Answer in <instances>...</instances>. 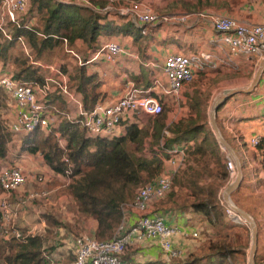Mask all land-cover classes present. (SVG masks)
I'll list each match as a JSON object with an SVG mask.
<instances>
[{
  "label": "trees",
  "instance_id": "trees-1",
  "mask_svg": "<svg viewBox=\"0 0 264 264\" xmlns=\"http://www.w3.org/2000/svg\"><path fill=\"white\" fill-rule=\"evenodd\" d=\"M103 4L106 3L101 0L100 5ZM178 5L187 10L185 13H194L211 6L222 8L226 3L225 0H182L172 7ZM114 14L116 19H111L108 15L67 2L30 0L29 12L20 19L19 25L12 24V39L8 40L0 31V51L5 53L10 44L21 38L38 53L62 46L64 39L70 45L80 40L90 46L95 45L99 38L123 35L132 36L133 41L143 44L146 35L141 33L139 26L127 16ZM33 18L40 20V24H30L29 20ZM15 77L37 84H42L44 80L25 61ZM68 79L69 87L80 95L85 112H91L96 103L105 99L100 90L98 73L89 72L86 65L75 68ZM135 79V87H140L137 86L140 80L144 81L145 87L140 88H147L152 82L139 77ZM203 79H208L206 71L198 72L194 81L187 85L184 91L187 114L175 121L169 120L164 104L160 114L147 115L145 122L135 120L136 113L133 120H123L121 124L124 125V132L120 136L107 138L91 137L77 120L64 119L47 133L37 128L22 135L20 151L41 153L46 165L55 172L64 173L71 168V181L66 191L80 216L96 220L93 237L103 241L112 238L123 220L122 208L131 204L136 191L162 173L163 158L169 157L167 150L183 143L186 145L184 167L173 173L171 188L163 198L155 202L156 210L160 213H197L211 226H226L229 231L225 211L219 201L220 190L228 181L229 173L226 158L208 123L206 95L202 91ZM6 100L7 96L0 88V160L7 158L8 147L12 142V134L2 118ZM44 102L52 112L67 109V102L58 91L47 94ZM226 102L219 106L217 113ZM217 113L216 123L220 127ZM59 138L64 140L63 146L59 145ZM144 143H148V146L145 147ZM144 148L148 149V156L144 154ZM254 148L261 159L259 168L254 169V173L259 176V173L264 172V137ZM63 157L67 162L63 161ZM263 179H259L260 184H263ZM41 215L49 227L70 228L68 223L57 218L52 211ZM1 221L0 211V224ZM50 237L48 229L43 235L22 239L0 238V264H49L44 253L54 249L52 246L48 249ZM248 239V231L246 243L241 241L238 232H226L208 241L203 247L205 251L202 256H188L183 264H240V256L244 258L245 264ZM74 258V255L69 256V262H73ZM122 258L127 261L124 253ZM203 259L204 263L201 262ZM262 261L256 249L254 264H263ZM144 264L172 263L157 259Z\"/></svg>",
  "mask_w": 264,
  "mask_h": 264
},
{
  "label": "built area",
  "instance_id": "built-area-1",
  "mask_svg": "<svg viewBox=\"0 0 264 264\" xmlns=\"http://www.w3.org/2000/svg\"><path fill=\"white\" fill-rule=\"evenodd\" d=\"M56 1L75 4L104 15L118 13L127 16L130 21L139 26L142 34H146L149 25L183 23L194 16L212 25L218 33L216 41L222 53L216 58L212 52L206 51L190 54L170 53L162 64L165 78L163 82L155 77L147 88L130 86L119 99L109 103L98 102L89 113L83 110L80 95L74 88L68 86V77L61 74L54 66L38 63L53 73L45 76L42 84L26 82L16 79L12 75L0 73V88L15 104L14 119L8 124L9 131L14 138L37 128L49 131L51 127L64 119L77 120L86 128L87 134L91 137H117L123 133V128H121L123 120H133L134 114L138 112L147 115L160 114L164 104L172 98H179L182 88L195 78L196 73L209 68L215 69L219 65L236 68L235 59L237 57L264 55V23L250 24L212 10L179 15H161L145 0L134 1L126 8L114 7L115 0H106L104 6H98L92 0ZM29 4L30 0H0V30L4 31V26L8 22L19 25ZM64 48L67 52L72 53V50L67 47L65 39ZM101 51L104 52L105 59L108 61H113L118 55L125 52L116 41H108ZM92 58L95 59V56ZM58 77L61 79L60 83L55 80ZM54 91L60 92L67 105H71L73 109L70 110L67 107L66 110L60 112L48 110L44 98ZM260 140V136H253L249 144L255 147ZM58 142L60 146L64 145L62 138H59ZM185 146L182 143L167 150L169 157L163 161L169 165L170 169H165V173L140 187L131 204L122 208L125 210L129 207L134 210L136 218L133 224L127 226L122 220L112 238L103 241L96 240L93 235L80 234L74 240L75 258L71 264H129L122 258V254L134 239L143 238L156 241L168 260L181 254V250L174 246L175 237L178 235L196 237L198 233L184 227L167 224L164 216L155 209L154 205L169 192L173 173L184 166ZM225 158L229 173L228 180L231 182L236 177V167L228 154L225 155ZM63 161L67 162V159L63 157ZM71 173V168H68L64 173L54 171L50 174H36L31 177L38 184L60 178L68 185L71 181ZM28 179V175L21 165L8 163L0 167V211L2 215L0 238L3 240H8L11 237L22 239L35 236L46 226L43 219L40 220V226L34 225L27 229L20 228L16 224L22 202L48 196V190L33 188L26 194H21L13 199L14 192L23 187ZM226 212L234 220H242L232 209L227 208ZM44 255L48 261L53 259L47 252ZM49 264H55L54 260L49 261Z\"/></svg>",
  "mask_w": 264,
  "mask_h": 264
},
{
  "label": "crops",
  "instance_id": "crops-1",
  "mask_svg": "<svg viewBox=\"0 0 264 264\" xmlns=\"http://www.w3.org/2000/svg\"><path fill=\"white\" fill-rule=\"evenodd\" d=\"M92 1L96 5L101 6L100 5L101 0H92ZM116 1L118 2L120 0H116ZM149 1L155 5L159 1L160 3H162V5L163 3H165L164 0H149ZM242 1L243 3H239L234 6L232 4V6H230V9H228L229 11L221 14L233 16L239 20L245 21L250 24L264 23V0H242ZM117 4L121 5L119 3ZM172 11L174 12H168V14H172V13L182 14L183 12H186L182 8L180 10L173 9ZM108 17L111 19H116L117 16L115 14H110L108 15ZM29 22L30 24H33L31 20H29ZM12 24L13 23H9V22L6 23L4 26V31L0 30L8 38V40L12 39L10 34L12 30ZM162 30H164V32ZM160 31L163 32L162 34L168 35L171 37V39H173L170 44L166 45L168 46V49L166 50L167 52L166 55L170 53H178V52L190 54L197 51H206V52H212L215 58L217 56H221L222 51L219 48L218 42L216 41L218 37V33L214 30V28L210 23L206 21L194 19L192 17L188 18L186 22L183 23H176V24L160 23V24H155L150 28L148 27L147 33L145 35L146 37L150 36V38L147 39V41L145 42L142 40L143 44L140 43L138 45L139 48L135 45L131 37L128 38L126 37V40L123 43V45L119 43L117 40H115L113 37H111V38H99L95 45H90V46L84 44L80 40H76L72 45L67 43V47L72 50V53L70 52L68 53H70L72 56L76 58L78 66L86 65L89 72L98 73L101 81L100 90L105 95V99L100 102L109 103L122 97L130 86H135L134 82L136 81L135 79L136 77L144 79L146 82H151L155 77H158L161 81L165 80L162 72V64L166 57V55L164 54H159L162 59L158 57L156 58L157 64L160 65V66L157 65L159 69L158 70L151 69L153 72H155V74L153 75V73L151 72L150 77H147L146 74V71L149 68L148 67L149 64L146 63V60H148L149 57L147 48L149 47V44L151 43L153 36L155 37L161 34ZM108 41H116L122 47H124L125 52L118 55L113 61L106 60L104 52L101 51L104 44L107 43ZM167 42L168 40L166 41V43ZM17 44H22L23 46H26L22 50L24 51V53L20 51L19 53H17L16 50L14 52L13 49H16ZM144 45L145 48L143 49L142 47ZM29 46H30L29 43L25 39L21 38V39H17L15 43L10 44V46L5 51V53L0 51V73L6 75H12L15 77V75L19 71H21L22 62L25 61L26 65L27 64L30 65L31 68L36 71L37 75H40L43 78L45 76H49L47 73H46L47 75L45 74V69L40 65H38V63L42 64V62L38 60V58H36V60L31 59V56L28 53V48H27ZM62 46L64 47V43L62 44ZM74 47H76V50L74 49ZM140 54H142L143 57ZM93 56H95V59L92 58ZM263 56L264 55L254 56V57H241V56L237 57L235 59V62L237 64L236 68L219 65L215 69L213 68L206 69L205 70L206 76L207 78L210 79L215 77L216 73L223 75L225 74L226 76H230L229 74H237L240 77H238L239 82L237 81L236 84L239 85L245 84L247 86L250 84L254 72ZM27 58H30L31 60L29 61ZM103 61L110 63L111 66L108 67L106 65L105 68H100V64H102ZM74 69H75L74 67L70 68L68 66L69 71L64 72V74L68 77V75L73 73ZM122 84H123V88H122ZM137 86L145 87L144 81L140 80V84H138ZM6 96H7L6 107L2 111V118L6 123V125L8 126V124L14 119L15 104L14 101L7 94ZM183 98L185 97H182L181 95L179 98L175 99V101L180 103V101H182ZM231 100L235 101L237 105H230L229 101ZM180 105L185 107V100H183V104L181 103ZM67 107L70 110L73 109L71 105H67ZM237 110H243V111L237 113L236 112ZM263 110H264V69L258 84L255 86L252 92L246 94L234 95L228 100V102L225 103L223 108L217 113V117L220 122L221 129L220 127L218 128L221 134L223 135V137L225 138V140L230 144L234 152L237 154L242 164L243 178L241 181L242 184L240 183L239 185L241 188L243 187L244 184H246V179H247V183L251 182V176L249 175L253 173L254 169L259 168L260 166V162H261L260 156L258 152H256V149L249 144V141L253 136H260L261 138L264 137V117L262 112ZM137 114L139 113H136V116ZM182 115H177L175 120H177ZM121 128H123V132H124L123 124L121 125ZM21 137L20 138L18 137L14 138V136L12 137V142L9 144L8 147L7 158L0 160V166L6 165L8 163L21 165L26 171L29 178V180H27V183L23 187L19 188L16 192H14L13 199L23 193L26 185L28 186L29 184V186H31V184H38L31 177L32 175L50 174L54 172L49 166L46 165L41 153L31 154L28 152L20 151ZM16 141H18L19 143H16ZM13 145L14 148L12 147ZM38 164L40 165L39 169L41 170V172L37 171ZM164 165H165V169H170L169 165L166 162ZM263 173H260V175L262 176ZM60 180L62 179L54 178L47 182L60 181ZM47 182L39 185H47L46 184ZM30 188L33 189V187ZM34 189H46V188L34 187ZM169 212H172V214H169L168 218L165 219L167 224L177 225L182 228L183 227L187 228L191 231H196L198 233V237L199 238L202 237V234L200 233L199 230L204 228V226L202 225H204L205 222L203 221L201 222L202 216L200 214L192 213V212H181V211H169ZM53 214L57 218H59V216H57L55 212H53ZM123 216H124L123 220L125 224L129 226L133 224L136 218V213L131 208L130 209L127 208L126 211L123 210ZM23 217L25 216L23 215ZM41 219L45 221L46 226L43 227L42 231L36 235H43L48 229L50 230L52 236L54 234H57L56 237L62 235V233H60V228L49 227L46 222V219L42 215L37 217L35 220L33 221L31 220L29 222L16 221V224L20 228L27 229L28 227L34 225L40 226ZM59 219L61 220V218ZM93 220H94V223L92 225L93 228L91 229L92 231L91 234L89 235H93L94 230L96 229L97 226L96 220L94 218ZM200 226L203 228H201ZM208 226L211 227L210 224ZM198 227L201 229H199ZM189 237L194 238L191 235L187 237L178 235L174 239L175 248L181 250V254L176 258L185 257V259L180 261L181 264L186 262L187 256L190 255V257H195L194 254H196L192 250L191 252L189 251L187 255L185 254L184 249L187 246H189V241L187 240ZM51 240L53 239L50 238V241ZM204 246L205 244L199 246L198 249L199 248L202 249ZM47 253L49 254V251ZM55 255L56 254L52 253L51 257L54 258ZM201 255L202 254H199L198 256ZM124 256H126V260L128 261L129 264H144V262L146 261L157 260V259L168 263L171 262L172 264L173 263L176 264L173 261L176 258H172L171 260H168L166 254L162 251L158 243L154 240H149L146 238L140 240L134 239L132 244L129 245L124 251ZM60 259L61 258H59V260ZM60 261L59 263H57L54 260L55 264H60ZM203 261H205V259H203L201 262L203 263Z\"/></svg>",
  "mask_w": 264,
  "mask_h": 264
},
{
  "label": "rangeland",
  "instance_id": "rangeland-1",
  "mask_svg": "<svg viewBox=\"0 0 264 264\" xmlns=\"http://www.w3.org/2000/svg\"><path fill=\"white\" fill-rule=\"evenodd\" d=\"M104 1H105V3L107 2L106 0H104ZM134 1H137V0H132V1L120 0L118 2L115 0L113 4H114V7H116V8H126V7L130 6L131 3ZM145 1L149 2L152 5V7H154L155 11L158 14H161V15H179V14H181V13L168 14V12H174V11H172L173 9L174 10L175 9L180 10L181 9L180 5H178V7H172V6L174 3L180 4L182 0H164L165 3H163V5H162V3H160V1L158 3H156V5L153 4L152 2H150L149 0H145ZM117 3H119L121 5H118ZM225 3H226V5L222 8H217L216 6H211V7L205 8V9L206 10H212V11L219 12V13H225V12L229 11L228 9H230V6H232V4L234 6V5H237L239 3H243V1L242 0H225ZM104 5L105 4H103L101 6H104ZM29 9H30V4L28 6L27 12H29ZM180 12H183V11H180ZM182 14H185V12H183ZM192 18L197 19L194 16H192ZM128 19H129V17H128ZM198 20H201V19H198ZM31 21L33 22V24H36V25L40 24V20H38L37 18L31 19ZM201 21H203V20H201ZM148 27L150 28L151 26L149 25ZM162 31L164 32V30H162ZM163 32L160 31V33H161L160 35L155 36V37L153 36L152 41L149 44V47L147 48V52L149 53V57H148V60L144 59V60H146V63L149 64L148 65L149 68L146 71L147 77H150L151 72L153 73V75L155 74V72H153L151 69H155V70L159 69L158 66H160V65L157 64L156 58L157 57L161 58L159 54L166 55V53H167L166 50L168 49V46H166V45L170 44L173 40V39H171L170 36L162 34ZM126 37L127 38L131 37L133 39L132 36H123V35L114 36L113 38L123 45V43L126 40ZM149 38H150V36L143 37V39H144L143 41L145 42ZM161 40H164V41H161ZM167 40H168V42L166 43ZM134 43L139 48L138 45L140 44V42L134 41ZM24 47H26V46H23L22 44H17L16 49H13V50H14V52L16 50L17 53H19V51L24 53V51H22ZM27 48H28V53L30 54L32 60H36V58H38V60H40L42 62V65L47 64V65L54 66L55 69L59 70V72L61 74H64V72L69 71L68 66L70 68L71 67H74V68L78 67L76 58L74 56H72L70 53H68L63 46L56 47V48L49 49V50H44L41 53L36 52V50L32 49L30 46ZM74 49L76 50V47H74ZM123 49H124V47H123ZM140 55L143 57L142 54H140ZM252 57H254V56H252ZM27 59L29 61L31 60L30 58H27ZM106 65L108 67L111 66L110 63L103 61V63L100 64V68H105ZM74 72H75V69H74L73 73ZM46 73L48 75L53 74L50 69H45V74ZM229 75L230 76H226L225 74L223 75V74H217L216 73L215 77L210 78V79L209 78L203 79V81H202V91L206 95V101H207L208 123H209L210 105L213 102L214 97L219 92H221L223 89H226V88H232V87H236V86H246L245 84H243V85L236 84L237 81L239 82V80H238V77H240L239 75H237V74H229ZM55 80L59 83L61 82V79H59V77ZM212 80H214V82H212ZM68 81H69V79H68ZM162 81L160 80V82H162ZM192 81H194V79ZM187 85H189V84H187ZM187 85H185V87L182 88V91H181L182 97H185L184 91L186 90ZM68 86H69V83H68ZM122 88H123V84H122ZM183 100H185V104H186V99L183 98ZM183 100L180 101V103H179V102L175 101V98H172V99H170L169 102H167L165 104L166 109H167V115L169 116L170 121L175 120L177 115H182V114L186 115L187 114L186 105H185V107L180 105L181 103L183 104ZM228 100H227V102H228ZM177 104H179V105H177ZM229 104L230 105H237L236 102L233 100L229 101ZM179 107H180V109H179ZM182 107H183V109H182ZM241 111H243V110H237L236 112L240 113ZM262 112H263V117H264V110ZM136 117L137 118L135 120H138L140 123V122H142V120H143V122H145L148 116L140 112L139 114H137ZM209 125H210V123H209ZM44 133H47V131L44 130ZM11 137H13V136L11 135ZM20 137L21 136H19L18 138H20ZM16 143H19V142L16 141ZM17 146H18V144H17ZM144 146L147 147L148 143H144ZM12 147L14 148V145ZM220 149L225 156V154H227L226 150L224 148H222L221 146H220ZM144 154L147 156L149 155L148 149L144 148ZM164 159H166V158H163V160ZM162 162H163V166H162L163 170H162L161 174L165 173L164 172L165 171V165H164L165 162L164 161H162ZM39 167H40V165L38 164V170L37 171L41 172ZM249 176H251V182L247 183V179H246V184H244L242 188L239 186L238 188H236L231 193V199L236 206L247 211L250 215L253 216L254 220L256 221L257 235H258L257 249H258L259 254L263 258L262 262L264 264V179H263L264 173L262 176L259 173V176H258V174L256 175V173H254V171H253V173H251V175H249ZM157 177H155V178H157ZM260 178L263 179V182H261L263 184L259 183ZM229 183L230 182L228 180L226 182V184L220 190L219 201H220V204L224 208L226 220L229 224L230 230L228 231L226 226H224V227L211 226L210 227V226H208L209 225L208 222L202 217L201 222L202 221L205 222L204 225H202V226H204V228L201 226L200 227L203 229L198 227L199 229H201L199 231L202 234V237L201 238H199L198 236L194 237V238L189 237L187 239L189 241V246H187L184 249L186 255L189 251L191 252V250L196 253V254H194V256H198L199 254H203V250L205 251V248H202V249L199 248L198 249L199 246L204 245V244L206 246L208 241L219 238V236H221V234H224L226 232H238L240 234L241 239H242L241 241L246 243L247 242V231H248L249 232V239H248V246L246 249V260H245V264H247V256L249 253V244H250V229H249L247 222L244 219L234 220L226 212V210H227V208H229V206L223 200L222 192ZM46 184L47 185L31 184V186H29V184H28V186L27 185L25 186L22 194H26L28 191H30L31 190L30 187H33V188L35 187V188H46V189L48 188L47 189L48 190V196L43 197V198L33 199V200H26V201L22 202V204L19 208L20 214L18 215L19 218H18L17 222H29L31 220L33 221L45 211L55 212V214L57 216H59V218H61V220H63L64 223L69 224L70 228L68 229L67 227H60V233H62V235H59L58 237H56L57 234H54L53 236L51 234L50 238H52L53 240H51L49 242L48 249H49V247L52 246L55 250L49 249L48 251H49L50 255L52 253L56 254L54 256V258L52 257L55 260V262L59 263L60 260L63 261V259H64L63 262L60 261V264H70L72 262H69V260H68L69 256L75 255V249H76V246L74 243L75 238L82 233L91 234V231H92L91 229L93 228L92 225L94 223V220L91 217H82L77 213L75 205L72 202L71 197L69 196V194L66 191L67 184L63 180L51 181V182H47ZM0 193H1V191H0ZM154 207L156 209L155 205H154ZM128 209H130V208L128 207ZM126 210H127V208H125V211ZM22 214L25 217H23ZM169 214H172V212H166L165 214L162 213V215L164 216L165 219L168 218ZM202 238H203V240H202ZM59 258H61V259L59 260ZM181 258L182 257L176 258L173 261L177 264L180 261H182L183 259H185V257L182 259ZM53 259H50L49 261L51 262V261H53ZM243 259L244 258L242 256L239 257V263L240 264H243ZM204 262L205 261H203V263Z\"/></svg>",
  "mask_w": 264,
  "mask_h": 264
},
{
  "label": "water",
  "instance_id": "water-1",
  "mask_svg": "<svg viewBox=\"0 0 264 264\" xmlns=\"http://www.w3.org/2000/svg\"><path fill=\"white\" fill-rule=\"evenodd\" d=\"M263 69H264V56L261 58L249 85L236 86L232 88L223 89L214 97L213 102L211 103L209 108V123L212 128V131L214 132L219 145L226 150V153L233 160L236 167V177L225 187V189L222 192V198L227 203L229 208H231L237 215H239L242 219H244L249 226L250 244H249V253L247 256V264H254V257L256 254L257 238H258L257 224L252 215H250L247 211L243 210L242 208L236 206L231 199V193L236 188L239 187L243 178L242 164L237 154L230 146V144L225 140V138L220 133V130L216 123V113L219 106L224 104V102H226L232 96L236 94H246L252 92L260 80Z\"/></svg>",
  "mask_w": 264,
  "mask_h": 264
}]
</instances>
